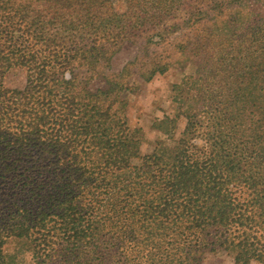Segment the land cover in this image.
<instances>
[{"label":"trees","instance_id":"16d2710c","mask_svg":"<svg viewBox=\"0 0 264 264\" xmlns=\"http://www.w3.org/2000/svg\"><path fill=\"white\" fill-rule=\"evenodd\" d=\"M189 65L156 124L173 145L142 155L127 79ZM16 69L21 89L4 83ZM8 240L34 264H264V15L245 0H0V264Z\"/></svg>","mask_w":264,"mask_h":264},{"label":"rangeland","instance_id":"374dc122","mask_svg":"<svg viewBox=\"0 0 264 264\" xmlns=\"http://www.w3.org/2000/svg\"><path fill=\"white\" fill-rule=\"evenodd\" d=\"M247 9L264 15V0H245ZM121 6V5H120ZM141 51V43L127 44L116 54L112 62V72L119 73L124 65L133 60ZM196 69L189 65L186 69L180 67L171 68L166 74L156 76L150 82H144L137 75L130 76L127 82L131 83V89L126 93L128 101L127 117L131 128L142 131V155L153 152L157 141L163 140L168 146L173 145V140L159 133L156 124L165 116L174 117L176 106L172 101V86L179 84L186 76L195 75ZM9 88L21 89L25 85V73L23 70H12L4 81ZM101 81H95L92 88L103 87ZM184 117L178 118L177 130L174 140L178 139L186 126ZM6 264H34L29 242L25 240H8L3 248ZM202 264H233V257L226 252L207 253ZM252 264H258L253 262Z\"/></svg>","mask_w":264,"mask_h":264}]
</instances>
